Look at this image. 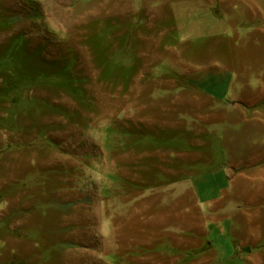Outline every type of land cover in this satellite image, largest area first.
Listing matches in <instances>:
<instances>
[{
  "label": "rangeland",
  "instance_id": "obj_1",
  "mask_svg": "<svg viewBox=\"0 0 264 264\" xmlns=\"http://www.w3.org/2000/svg\"><path fill=\"white\" fill-rule=\"evenodd\" d=\"M154 1L159 5L146 8V17L158 24L140 28L135 0H0V167H44L50 183L72 188L65 195L78 203L80 222L94 219V237L78 239L86 246L129 251L138 226L162 236L181 217L184 195L167 178L175 175L165 140L182 131L190 80L152 74L166 57L198 56L191 40L172 51L168 41L203 33L199 25L218 21L222 10L211 9L218 0H202L206 8L195 4L200 0ZM226 7L219 32L232 41L230 74L241 94L264 77V0ZM189 15L197 26L182 23ZM104 217L111 221L107 237L99 232ZM62 257L70 261L71 253Z\"/></svg>",
  "mask_w": 264,
  "mask_h": 264
},
{
  "label": "crops",
  "instance_id": "obj_2",
  "mask_svg": "<svg viewBox=\"0 0 264 264\" xmlns=\"http://www.w3.org/2000/svg\"><path fill=\"white\" fill-rule=\"evenodd\" d=\"M232 1L218 0L211 6L214 14L222 10V16L199 25L200 31L208 32L204 36L178 33L177 40L168 41L167 50L172 51L191 40L199 57L194 53L179 57V52L161 59L160 66L166 68L160 69L158 62L152 74L189 79L185 88L194 90L183 88L182 131L165 140L168 173L175 175L167 178L184 195L179 220L162 236L157 228L144 234L138 226L136 238L145 235L148 240L136 239L129 251L86 246L78 239L84 233L94 237V219L80 222L78 203L65 195L72 188L50 183L44 167L17 171L0 167V264H264V77L259 78V87L248 86L241 94L235 90L230 74L232 41L219 32L228 15L226 4ZM200 2L195 4L206 8ZM158 5L154 0H135V27L158 24L146 17V8ZM182 20L197 26L191 16ZM233 23L227 21L228 27ZM180 60L204 64L193 70L175 69L173 64ZM5 76L6 91L11 81ZM110 222L107 217L101 221L104 237L111 232ZM63 251L71 253L70 261H63Z\"/></svg>",
  "mask_w": 264,
  "mask_h": 264
},
{
  "label": "trees",
  "instance_id": "obj_3",
  "mask_svg": "<svg viewBox=\"0 0 264 264\" xmlns=\"http://www.w3.org/2000/svg\"><path fill=\"white\" fill-rule=\"evenodd\" d=\"M79 95V93H77Z\"/></svg>",
  "mask_w": 264,
  "mask_h": 264
}]
</instances>
